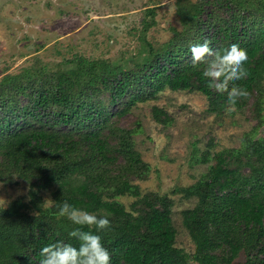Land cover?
<instances>
[{
  "label": "trees",
  "instance_id": "16d2710c",
  "mask_svg": "<svg viewBox=\"0 0 264 264\" xmlns=\"http://www.w3.org/2000/svg\"><path fill=\"white\" fill-rule=\"evenodd\" d=\"M175 2L181 31L160 46L141 38L129 62L78 56L52 70L38 59L1 79L0 183H27L29 202L0 209V264H39L41 248L57 240L78 246L69 237L78 226L57 215L65 200L109 218L110 228L99 235L110 264H236L242 255L241 264H264V0ZM155 24L146 21L143 31ZM205 41L214 50L237 43L247 51L248 75L234 83L249 96L236 109L253 101L260 136L245 134L240 149L215 153L210 142L198 159L207 173L173 191L197 201L182 214L196 247L189 255L176 247L170 195L143 193L135 183L147 180L151 168L134 132L120 122L167 89L200 92L210 113L227 112V93L208 86L205 62L192 61V45ZM152 114L159 124L172 123L165 110L154 107ZM46 191L49 207L41 195ZM122 197L133 199L130 209Z\"/></svg>",
  "mask_w": 264,
  "mask_h": 264
},
{
  "label": "rangeland",
  "instance_id": "374dc122",
  "mask_svg": "<svg viewBox=\"0 0 264 264\" xmlns=\"http://www.w3.org/2000/svg\"><path fill=\"white\" fill-rule=\"evenodd\" d=\"M175 1L0 0V81L7 74L21 73L38 59L52 70L78 56L129 62L140 52L141 38L160 46L181 31ZM151 8L156 10L154 16L148 13ZM153 19L156 24L144 32V23ZM262 103L264 109V98ZM154 107L165 110L172 123H157L152 114ZM254 115L253 101L242 111L216 115L209 112L208 100L200 92L167 89L156 100L138 104L120 122L121 127L134 132L136 149L151 168L147 180L135 183L143 193L170 195L176 247L189 255L195 254L196 247L182 214L197 201L180 193L174 195L173 191L193 185L207 173L208 166L198 159L210 142L214 146L211 152L215 153L240 149L245 134L254 132V137H259V120ZM28 192L29 185L23 181L0 183V209L19 199L28 203ZM41 195L47 207L53 205L51 191ZM118 201L130 209L133 199L122 197ZM244 260L242 255L236 264Z\"/></svg>",
  "mask_w": 264,
  "mask_h": 264
},
{
  "label": "clouds",
  "instance_id": "9594fccd",
  "mask_svg": "<svg viewBox=\"0 0 264 264\" xmlns=\"http://www.w3.org/2000/svg\"><path fill=\"white\" fill-rule=\"evenodd\" d=\"M190 51L194 64L206 63L202 76L209 81L208 86L219 93H227L226 110L236 111L238 102L249 96L246 88L234 83L248 75L244 67L247 51L237 43L214 50L208 41L192 45ZM56 208L59 217H66L78 226L69 232V237L77 241L78 246L63 240L47 244L41 248L39 264H110V253L99 235L110 228L109 218L77 208L67 200L57 204ZM93 227L95 231L85 230Z\"/></svg>",
  "mask_w": 264,
  "mask_h": 264
}]
</instances>
